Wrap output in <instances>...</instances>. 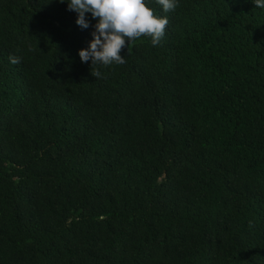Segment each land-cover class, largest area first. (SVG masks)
I'll list each match as a JSON object with an SVG mask.
<instances>
[{
	"label": "trees",
	"instance_id": "trees-1",
	"mask_svg": "<svg viewBox=\"0 0 264 264\" xmlns=\"http://www.w3.org/2000/svg\"><path fill=\"white\" fill-rule=\"evenodd\" d=\"M145 4L95 78L98 18L0 0V264H264V9Z\"/></svg>",
	"mask_w": 264,
	"mask_h": 264
},
{
	"label": "clouds",
	"instance_id": "clouds-1",
	"mask_svg": "<svg viewBox=\"0 0 264 264\" xmlns=\"http://www.w3.org/2000/svg\"><path fill=\"white\" fill-rule=\"evenodd\" d=\"M156 3L165 13L178 7V0H156ZM253 3L256 8L264 9V0ZM67 4L69 11L78 14L76 24L81 29L90 27L86 13L92 19L98 18L88 47L79 51L81 62L91 61V75L95 78H102L101 67L125 64L127 60L120 54L121 49L135 44L137 38L150 37L153 47L160 45L169 24L167 17L154 15L145 0H67ZM9 62L19 64L20 58L9 56Z\"/></svg>",
	"mask_w": 264,
	"mask_h": 264
}]
</instances>
